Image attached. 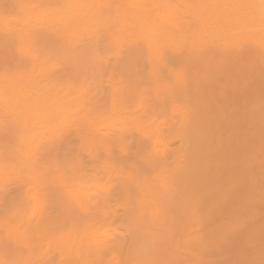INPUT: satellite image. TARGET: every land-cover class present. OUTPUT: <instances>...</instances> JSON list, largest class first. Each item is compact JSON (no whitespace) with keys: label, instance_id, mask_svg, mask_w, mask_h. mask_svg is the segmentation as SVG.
Segmentation results:
<instances>
[{"label":"rangeland","instance_id":"rangeland-1","mask_svg":"<svg viewBox=\"0 0 264 264\" xmlns=\"http://www.w3.org/2000/svg\"><path fill=\"white\" fill-rule=\"evenodd\" d=\"M21 1L0 0V88L72 113L26 122L0 95V168L35 183L0 182V264H264V38L193 34L230 0H151L183 21L157 43L78 28L67 0ZM107 1L95 18L117 17Z\"/></svg>","mask_w":264,"mask_h":264},{"label":"bare ground","instance_id":"bare-ground-1","mask_svg":"<svg viewBox=\"0 0 264 264\" xmlns=\"http://www.w3.org/2000/svg\"><path fill=\"white\" fill-rule=\"evenodd\" d=\"M28 3L30 4L31 1L27 0ZM26 0L21 1V2H27ZM33 1V0H32ZM101 0H67V3L70 7L69 10V17H71L72 19H74V22L76 23L78 28H83V29H90L92 32H100L102 30H104L106 27L107 28H112L115 30L116 35H121L122 32H124L125 30L129 29L134 33H141L144 36H146L149 40H152L154 43L159 42V40L161 38H169L172 39L173 38V34H175L174 32L177 31L178 29H180L183 26V21L181 20V18H179L177 16V13L175 12V10H172L169 6H161V4H154V2H152L151 0H118V2H116V0H114L115 4V9L117 10V17L115 19L113 18H107L104 19L103 17H99V18H95V16L93 15V13L95 12V7L97 8V4L98 2L100 3ZM107 1V0H106ZM113 1V0H112ZM50 2V0H49ZM57 2V1H56ZM111 2V1H109ZM109 2L107 1V3L109 4ZM247 2L249 5H251V8L247 7ZM32 3V2H31ZM42 3V2H41ZM113 2H111L112 4ZM175 3V0H174ZM4 4V3H3ZM27 4V3H26ZM110 4V6H111ZM167 4V3H165ZM6 5V4H5ZM52 5V4H51ZM2 6V5H1ZM24 6V5H22ZM42 6V4H41ZM113 6V7H114ZM178 6V5H177ZM29 7V6H28ZM47 8V7H46ZM102 8V7H101ZM173 8V7H172ZM49 10H52V8H48ZM112 9V8H111ZM247 9H249L247 11ZM30 10V9H29ZM46 11H48L47 9H45ZM101 10V9H100ZM103 10V9H102ZM101 13H104L102 12ZM108 11V9H106ZM31 11V10H30ZM244 11L248 12V14L250 15L249 17H246L248 19H243L242 17H244L245 13ZM68 12V11H67ZM108 13V12H107ZM176 13V14H175ZM220 13H222L223 15L221 17H225L228 16V18L226 20H217L215 22H211L210 19L205 20L203 19V15L200 13H197L196 18H194V26H193V34L195 37L197 38H201V39H205L209 38V37H226L228 35H233L236 30H241V29H251L254 30L253 33H256L257 35H259L260 37L264 38V0H235V2L231 1L227 3V6H225ZM66 14V13H65ZM112 14V13H111ZM50 15V14H49ZM58 15V14H56ZM63 14H61L62 16ZM114 15V14H113ZM247 15V13H246ZM107 16V14L105 15ZM248 16V15H247ZM40 17V15H39ZM42 17V16H41ZM50 19L52 16H49ZM60 17V16H58ZM56 17V18H58ZM38 18V17H37ZM48 18V16H47ZM46 18V19H47ZM62 20L64 18L61 17ZM240 18H242V20H239ZM44 19V18H43ZM53 19V18H52ZM60 19V18H59ZM67 20L69 18H66ZM30 20V19H29ZM37 20V19H34ZM39 21V19H38ZM41 19H40V23H41ZM44 22V21H43ZM54 22V21H53ZM31 23V22H30ZM29 23V24H30ZM35 23V22H34ZM38 23V22H37ZM55 23V22H54ZM59 23V22H58ZM53 24V23H52ZM3 25V24H2ZM9 25V24H6ZM37 25V24H36ZM39 25V24H38ZM27 26V25H26ZM50 26V25H49ZM71 26V25H70ZM191 25H189L188 23V28H190ZM5 27V26H4ZM55 27V26H54ZM53 27V28H54ZM76 27V26H74ZM7 28V27H6ZM109 28V29H110ZM23 29V28H22ZM73 29V28H72ZM9 30V29H8ZM34 30V29H33ZM235 30V31H234ZM72 31V30H71ZM234 31V33H233ZM243 31V30H242ZM98 32V33H99ZM38 33V32H37ZM42 35V34H41ZM30 36V35H28ZM35 36L36 32H35ZM60 36V35H59ZM66 35H64L65 37ZM42 37V36H41ZM63 37V35H62ZM67 37V36H66ZM64 39V38H63ZM66 39V38H65ZM64 39V40H65ZM68 39V38H67ZM75 39V38H74ZM35 40V39H34ZM33 40V42H34ZM36 40H39L38 37ZM43 40V39H42ZM63 40V42H64ZM41 41V40H40ZM67 42V41H66ZM98 42V41H97ZM32 43V41H31ZM39 43V41H37V44ZM56 43V42H55ZM175 43V42H174ZM45 45V44H44ZM93 45V43H92ZM33 46V44H32ZM89 46V45H88ZM33 48H36L35 46H33ZM95 48V47H94ZM35 49V51H37ZM34 50V49H33ZM39 52V51H38ZM31 54V53H30ZM43 54V53H42ZM40 57V55H38ZM23 57V56H22ZM31 57V56H30ZM37 57V56H36ZM35 57V58H36ZM38 57V59H39ZM24 58V57H23ZM44 60V59H43ZM241 61V60H240ZM24 63V62H23ZM42 64V63H41ZM237 65V63H236ZM39 66V64H38ZM41 68V67H40ZM40 70V69H39ZM107 73V72H106ZM97 75V74H96ZM34 78V77H33ZM77 78V77H76ZM237 78V76H236ZM77 80V79H76ZM10 82V81H9ZM18 83V82H17ZM98 87V85H97ZM105 87V86H104ZM116 87V86H115ZM191 88V87H190ZM191 90V89H190ZM92 91V90H91ZM8 93V95H6L5 93ZM114 92H117L116 89ZM0 95L1 96H5L7 101L11 104V106L18 112L19 116H22L23 118H25L26 122H39V120H46L48 121V119H56L58 120L59 118H62L64 121V118L67 120V118L65 116H67L68 113H70V109L69 107L62 102H58L56 101H51L49 99H46L42 96H39V92H35V91H29L24 89L23 87L19 86L18 84H11L7 87V88H0ZM126 95V94H125ZM14 97V98H13ZM115 100V99H114ZM100 101V100H99ZM116 102V101H114ZM118 102V101H117ZM87 103V102H86ZM83 105V104H82ZM117 105V104H115ZM114 105V106H115ZM117 107V106H115ZM12 110V109H11ZM83 109H81L82 111ZM117 110V109H116ZM86 111V109H85ZM91 112V111H90ZM72 113V112H71ZM70 113V114H71ZM77 112H75L76 114ZM69 114V115H70ZM74 114V113H73ZM68 115V116H69ZM78 115V114H77ZM76 116V115H75ZM70 117V116H69ZM72 117V116H71ZM81 116L79 115V118ZM75 118V117H74ZM78 118V120H79ZM141 118V116H140ZM73 119V118H72ZM76 119V118H75ZM52 120V121H53ZM60 120V119H59ZM77 120V121H78ZM81 120V119H80ZM104 120V119H103ZM102 120V122H103ZM43 121V122H44ZM50 121V120H49ZM48 121V122H49ZM55 121V120H54ZM62 120H60L61 122ZM75 120L73 119V122ZM82 121V120H81ZM80 121V122H81ZM114 121V120H113ZM70 121H68L69 123ZM72 122V121H71ZM72 122V123H73ZM119 122V121H118ZM181 122V121H180ZM75 123V122H74ZM28 124V123H27ZM56 124V123H55ZM65 124V123H63ZM67 124V122H66ZM104 124V123H103ZM46 125V124H45ZM70 125V123H69ZM73 125V124H72ZM71 125V126H72ZM87 125V124H86ZM94 125V124H93ZM105 125V124H104ZM120 125V124H119ZM67 126V125H66ZM82 126V125H81ZM89 126V125H88ZM98 126V124L96 125V127ZM77 127V124H76ZM95 127V126H94ZM95 127V128H96ZM45 129V128H44ZM180 131H185L184 129L182 130V128H180ZM56 130V129H55ZM54 130V131H55ZM95 130V129H94ZM101 130V129H100ZM93 131V130H92ZM52 132V131H51ZM56 132V131H55ZM104 132V131H103ZM128 132V131H127ZM19 136V135H18ZM112 136V135H111ZM185 136V133H184ZM2 138V137H1ZM21 139V138H20ZM135 139V138H134ZM32 140V139H31ZM158 143H160L159 140H157ZM87 145V144H86ZM134 145V144H133ZM91 146V145H90ZM96 146V145H95ZM31 147V146H30ZM35 147V146H34ZM97 148V146H96ZM130 149V148H129ZM23 151V150H21ZM20 152V151H19ZM94 152V150H93ZM96 152V151H95ZM94 152V153H95ZM165 152V151H163ZM89 153V152H88ZM166 153V152H165ZM168 153V152H167ZM182 153V151H181ZM167 156V154L165 155ZM183 160V159H182ZM17 162V161H16ZM36 164V163H35ZM182 165V163L178 166L180 167ZM185 165V164H184ZM21 166V165H20ZM26 166V165H25ZM34 166V165H33ZM27 168V167H26ZM35 169V167H33ZM37 168V167H36ZM253 168V167H252ZM22 169V168H21ZM104 169V168H103ZM36 170V169H35ZM53 170V169H52ZM41 171V170H40ZM39 171V172H40ZM47 171V170H46ZM184 171V169L182 170V172ZM31 172V171H30ZM33 172V171H32ZM31 172V173H32ZM56 173V172H55ZM176 173V172H175ZM36 174V171H35ZM39 174V173H38ZM37 174V175H38ZM41 174V173H40ZM44 174V173H43ZM179 175V174H178ZM178 175H176L178 177ZM44 176V175H43ZM175 176V175H173ZM25 178L27 179L26 181L29 182V184H35L33 182V177L29 174L22 175L20 173H16V172H7L5 169L0 168V182H4V183H9V182H14L16 179L18 178ZM52 178V177H51ZM174 179V178H173ZM68 180V179H66ZM65 180V181H66ZM81 180V179H79ZM104 180V179H103ZM177 179L175 178L174 181L172 183H175ZM48 181V180H47ZM64 182V180H63ZM158 183V182H157ZM64 184V183H63ZM66 185V184H65ZM7 186V185H6ZM31 186V185H30ZM65 187V186H64ZM68 187V185H67ZM71 187V186H70ZM69 187V188H70ZM32 188V186H31ZM66 188V187H65ZM106 188V187H105ZM34 189V188H33ZM32 189L31 194L35 197V193L34 190ZM67 189V188H66ZM175 189V188H174ZM74 190V189H72ZM72 190L70 192H72ZM76 190V189H75ZM102 191V190H100ZM111 191V188H110ZM23 192V191H22ZM75 192V191H74ZM163 192V191H162ZM77 192H75L76 194ZM71 194V193H70ZM73 194V193H72ZM173 194V193H172ZM164 195V194H163ZM39 196V195H38ZM42 197V196H41ZM175 197V195H174ZM36 198V197H35ZM171 198L173 199V197L171 196ZM2 199V198H1ZM35 200V199H34ZM37 200V198H36ZM39 200V199H38ZM77 201L82 202L81 198H76ZM44 201V198H43ZM155 201V200H154ZM101 202V201H100ZM41 203V202H40ZM39 203V204H40ZM103 202H101L100 204H102ZM166 203V202H165ZM37 204V203H36ZM99 204V205H100ZM41 205V204H40ZM111 205V204H110ZM37 207V206H36ZM109 207V206H108ZM98 208V207H97ZM96 208V209H97ZM110 208V207H109ZM36 209V208H35ZM34 209V210H35ZM95 209V212H96ZM99 209V208H98ZM103 209V208H102ZM21 210V209H20ZM83 210V209H82ZM90 210V209H89ZM106 210V209H105ZM86 211V208H85ZM107 211V210H106ZM72 212V211H71ZM94 213V210L92 211ZM13 213V212H12ZM161 213V212H160ZM33 214V213H32ZM35 214V212H34ZM37 214V213H36ZM39 214V213H38ZM105 214V213H104ZM5 216H7V214H4ZM3 216V218H5ZM74 215V214H73ZM33 216V215H32ZM34 217V216H33ZM36 217V216H35ZM34 217V218H35ZM72 217V216H71ZM77 218V216H75ZM91 217V216H90ZM147 217V216H146ZM20 218V217H18ZM33 218V219H34ZM75 218V219H76ZM96 218V216H95ZM145 218V217H144ZM32 219V220H33ZM81 219V218H80ZM91 220V219H90ZM148 220V217H147ZM8 221V220H7ZM11 221V220H9ZM13 222V221H12ZM12 222L11 226H12ZM103 224V223H102ZM105 224V222H104ZM87 225V224H86ZM148 225V224H147ZM27 227L28 224H26ZM33 227V225H31ZM144 226V225H143ZM149 226V225H148ZM145 227V228H148ZM101 228V227H100ZM99 228V229H100ZM144 228V229H145ZM31 229V228H30ZM29 229V230H30ZM40 229H36L35 231L33 229L34 232H38ZM151 229H149L150 231ZM28 231V228H27ZM77 231V230H76ZM99 231V230H97ZM32 230H30V232L28 231V234H31ZM32 232V233H34ZM35 234V233H34ZM30 236V235H29ZM28 236V237H29ZM34 236V235H33ZM38 236V235H37ZM36 234H35V238H37ZM40 236V235H39ZM33 237L31 236L30 239H32ZM99 238V237H98ZM29 239V240H30ZM40 239V237H39ZM37 240V239H36ZM68 240V239H66ZM99 240V239H98ZM104 240V239H102ZM102 240H100L102 242ZM35 241V239L33 240V242ZM105 241V240H104ZM31 242V240L29 241ZM97 242V241H96ZM36 243V242H35ZM38 243V242H37ZM36 243V244H37ZM105 243V242H103ZM4 244V243H3ZM11 245L13 246V244L11 243ZM37 246V245H36ZM65 248V246H63ZM73 248V246H70ZM91 248V247H90ZM95 248V247H93ZM108 248V247H107ZM117 248V247H116ZM12 249V248H11ZM10 249V250H11ZM57 249V248H56ZM67 250V247H66ZM69 250V247H68ZM89 250V249H88ZM91 252L93 251V249H90ZM100 252V251H99ZM98 252V256H101L102 258V253L101 255H99ZM104 252V251H103ZM63 253V251H62ZM66 252L63 253V255ZM69 253V252H68ZM109 253V252H108ZM104 254V253H103ZM115 254V253H114ZM68 255V254H66ZM65 255V256H66ZM105 255V254H104ZM103 257H105L106 255ZM109 255V254H108ZM71 256V255H69ZM68 256V257H69ZM67 257V258H68ZM88 257V256H87ZM93 257V256H92ZM95 257V255H94ZM97 257V256H96ZM86 257H84L85 259ZM70 258V262H72ZM68 261V260H67ZM95 261V259H94ZM100 261V260H99ZM66 262V261H65ZM90 263V262H88ZM87 263V264H88ZM113 263H115L113 261ZM68 264V262H67ZM73 264V263H72Z\"/></svg>","mask_w":264,"mask_h":264}]
</instances>
